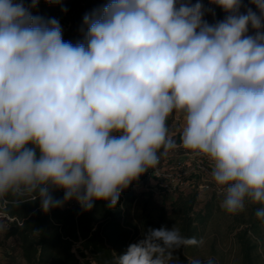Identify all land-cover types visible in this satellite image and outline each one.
I'll use <instances>...</instances> for the list:
<instances>
[{"label": "clouds", "instance_id": "9594fccd", "mask_svg": "<svg viewBox=\"0 0 264 264\" xmlns=\"http://www.w3.org/2000/svg\"><path fill=\"white\" fill-rule=\"evenodd\" d=\"M40 2L0 0V200L114 209L178 147L175 114L179 146L210 161L221 207L258 205L264 222V0H208L225 13L214 23L203 0H107L75 44L57 19L32 14ZM142 236L114 264H170L203 244L176 226Z\"/></svg>", "mask_w": 264, "mask_h": 264}, {"label": "trees", "instance_id": "16d2710c", "mask_svg": "<svg viewBox=\"0 0 264 264\" xmlns=\"http://www.w3.org/2000/svg\"><path fill=\"white\" fill-rule=\"evenodd\" d=\"M32 14L45 19L55 18L57 14L69 17L72 25L63 31V39L73 44L82 41L81 21L88 14L84 5L71 6L62 2L50 5L41 0ZM138 187H142L141 192ZM52 195L54 199L62 200L64 192L54 190ZM14 199L0 200L5 206L4 213L13 219H5L8 229L4 237L17 240L21 258L27 264H114L116 257L125 253L140 237L141 231L162 227L169 230L168 221L173 219L183 236L200 240L201 226L207 221L205 215L194 213L197 195L184 193H180L174 202L171 215L165 208H160L155 218V191L147 173L121 193L114 209L97 201L91 211H83L77 202L73 206L67 202L61 208L44 213L39 199L18 206L13 203ZM257 207H249L246 227L236 235L240 247L239 264H262L260 248L264 240V222L255 217ZM197 246H182L176 250L173 253L175 263L189 264V254ZM77 248L92 252V259L82 260L76 253Z\"/></svg>", "mask_w": 264, "mask_h": 264}, {"label": "rangeland", "instance_id": "374dc122", "mask_svg": "<svg viewBox=\"0 0 264 264\" xmlns=\"http://www.w3.org/2000/svg\"><path fill=\"white\" fill-rule=\"evenodd\" d=\"M62 3L68 5L80 6L84 5L88 14H91L93 10L99 9L104 4L107 3V0H61ZM193 3L196 0H192ZM205 7L212 8L215 11V17L211 14H207L205 19L209 23H214L218 20H222L225 16V13L219 7L215 5H210L208 0H203ZM247 4V0H245ZM255 10V9H254ZM60 22L62 30L65 31L71 27V20L69 17L57 14L55 16ZM83 25V20L81 21ZM84 34H81V39L83 40ZM77 41V40H75ZM74 42V41H73ZM169 133L175 131L176 129L171 128V117L168 120ZM188 152V153H186ZM178 163L184 164V170L190 171V175L183 176L182 186L174 192H159V187L154 186L155 190V202L156 208L154 210L155 218L160 213V208H165L168 212V215L172 214L173 204L178 199L180 193L184 195L196 194L197 195V204L194 210L195 214L205 215L207 218L206 223L201 226L200 240H203L202 245H198L192 252L189 254V262L193 259H200L204 262L208 258H211L214 261V264H239L238 256L240 253V247L236 239V235L239 231L246 227L244 224L248 221L249 218V207L252 205L249 203L246 204L245 210L237 214H229L222 207L221 202L223 196L221 190L211 178V163L207 158L198 157L189 150H184L183 148H176L169 152L166 157H161L159 167L167 173H173L179 171L177 168ZM197 165L202 166L200 172L194 171V168ZM151 173V170L147 172ZM208 185L209 189H200V185ZM156 185V183H155ZM138 191H142V187H138ZM247 203V202H246ZM76 204L75 200L69 201L67 205L73 206ZM169 230L174 226L178 227V224L175 220L171 219L168 221ZM8 227L4 220L0 221V247L2 252L7 258L8 252L6 248H11L13 251L17 250L18 246L15 240H6L5 233ZM143 231H141L140 237L134 242H138L143 238ZM263 238H264V224H263ZM10 241V242H9ZM262 247L260 248V253L262 256V264H264V240L261 242ZM76 253L82 260L92 259V252H83L80 248L76 249ZM15 254V253H14ZM16 259V258H15ZM170 264H176L174 260Z\"/></svg>", "mask_w": 264, "mask_h": 264}, {"label": "built area", "instance_id": "2783aa9c", "mask_svg": "<svg viewBox=\"0 0 264 264\" xmlns=\"http://www.w3.org/2000/svg\"><path fill=\"white\" fill-rule=\"evenodd\" d=\"M177 168L179 171L173 172V173H167L165 170L161 169L159 165L156 169H150L151 173H148L149 177L156 182L155 186L159 187V192H174L177 191L178 188L182 186V180L183 176L190 175V171L184 170V164L178 163ZM202 170L201 165H197V167L194 168V171L200 172ZM200 189H209L208 185H200ZM155 191V190H154ZM5 206L0 202V221L5 219H8L10 221H13V219L7 217V215L4 213ZM0 264H3L0 260Z\"/></svg>", "mask_w": 264, "mask_h": 264}, {"label": "crops", "instance_id": "0c3cea01", "mask_svg": "<svg viewBox=\"0 0 264 264\" xmlns=\"http://www.w3.org/2000/svg\"><path fill=\"white\" fill-rule=\"evenodd\" d=\"M183 124H184V122H183L182 118L179 117L178 115L174 114L171 117V128H173V129L175 128L176 129L175 131H173L171 133V135L173 136V138H174L175 142L177 143L178 147H180L179 145L181 144V131H182V128H183ZM180 148H182V147H180ZM186 153H188V152H186ZM149 179H150L151 186L154 187L156 182L154 180H152L150 177H149ZM12 240H15L17 246L19 245V243L17 242L16 239H12ZM6 251L8 252V256H12V257L7 258L5 256V254L2 252V249L0 247V260H1V262L3 264H27L21 258V251H20L19 248H17V250H15V251H13L11 248H6Z\"/></svg>", "mask_w": 264, "mask_h": 264}]
</instances>
